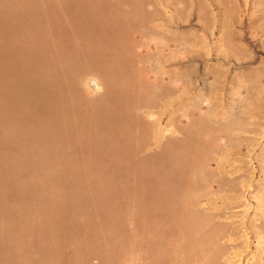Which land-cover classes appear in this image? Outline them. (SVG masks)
I'll return each mask as SVG.
<instances>
[{
  "label": "rangeland",
  "instance_id": "374dc122",
  "mask_svg": "<svg viewBox=\"0 0 264 264\" xmlns=\"http://www.w3.org/2000/svg\"><path fill=\"white\" fill-rule=\"evenodd\" d=\"M0 264H264V0H0Z\"/></svg>",
  "mask_w": 264,
  "mask_h": 264
},
{
  "label": "bare ground",
  "instance_id": "6f19581e",
  "mask_svg": "<svg viewBox=\"0 0 264 264\" xmlns=\"http://www.w3.org/2000/svg\"><path fill=\"white\" fill-rule=\"evenodd\" d=\"M98 86H99V85H98V84H96V87H97V88H98Z\"/></svg>",
  "mask_w": 264,
  "mask_h": 264
}]
</instances>
